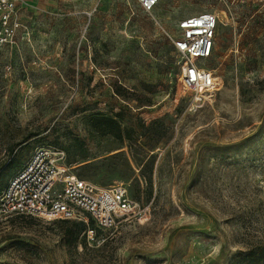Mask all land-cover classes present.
Wrapping results in <instances>:
<instances>
[{
	"label": "rangeland",
	"instance_id": "374dc122",
	"mask_svg": "<svg viewBox=\"0 0 264 264\" xmlns=\"http://www.w3.org/2000/svg\"><path fill=\"white\" fill-rule=\"evenodd\" d=\"M18 10L17 43L0 52V179L55 146L96 186L125 181L148 212L77 239L62 218L1 219L0 264H264V0H159L151 11L139 0H24ZM206 10L218 16L207 62L222 83L196 102L177 92L173 39L181 19ZM102 116L132 138L101 133Z\"/></svg>",
	"mask_w": 264,
	"mask_h": 264
},
{
	"label": "built area",
	"instance_id": "2783aa9c",
	"mask_svg": "<svg viewBox=\"0 0 264 264\" xmlns=\"http://www.w3.org/2000/svg\"><path fill=\"white\" fill-rule=\"evenodd\" d=\"M23 1L0 0V52L17 43L22 26L18 9ZM158 1L139 0L147 11L153 10ZM217 25L215 12L201 11L181 19V34L173 39L181 58L177 92H192L196 102L203 93L222 83L207 62L214 51ZM147 212L148 207L129 194L125 181L96 186L76 173L67 162L65 151L55 146H39L12 173L0 193V220L18 214L87 223L92 218L99 228H114L122 220L141 221ZM93 230L88 229L90 233Z\"/></svg>",
	"mask_w": 264,
	"mask_h": 264
},
{
	"label": "trees",
	"instance_id": "16d2710c",
	"mask_svg": "<svg viewBox=\"0 0 264 264\" xmlns=\"http://www.w3.org/2000/svg\"><path fill=\"white\" fill-rule=\"evenodd\" d=\"M96 120L98 122V125H97L98 130H100L101 133H103V134L111 133V134H114L120 138H124L125 136L128 138H132L131 135L129 134L128 129H125L126 133H123V128H122L121 122H119V120H117L115 118L102 116L100 118H97ZM134 153L137 154V151L134 150ZM6 182L7 181L0 179V193L3 189V187L5 186ZM63 221L72 222L75 226H77V228L75 230L70 231V234H72L76 239L79 237L81 232H84L83 237L86 238V234H87L88 229L89 228L93 229V227H91L90 225L95 223V221L92 218H90L88 223L83 221V220L75 221L72 219H63Z\"/></svg>",
	"mask_w": 264,
	"mask_h": 264
},
{
	"label": "crops",
	"instance_id": "0c3cea01",
	"mask_svg": "<svg viewBox=\"0 0 264 264\" xmlns=\"http://www.w3.org/2000/svg\"><path fill=\"white\" fill-rule=\"evenodd\" d=\"M22 22V21H21Z\"/></svg>",
	"mask_w": 264,
	"mask_h": 264
}]
</instances>
